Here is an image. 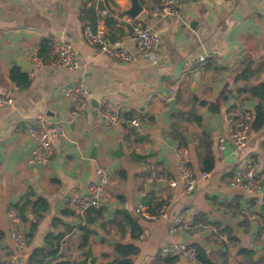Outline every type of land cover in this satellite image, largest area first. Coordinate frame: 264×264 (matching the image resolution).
I'll return each instance as SVG.
<instances>
[{
	"label": "crops",
	"instance_id": "obj_1",
	"mask_svg": "<svg viewBox=\"0 0 264 264\" xmlns=\"http://www.w3.org/2000/svg\"><path fill=\"white\" fill-rule=\"evenodd\" d=\"M139 1L143 10L135 19L159 39L156 62L138 53L129 39L131 18L122 13L129 0H0V95L13 99L12 106L0 108V264L13 251L8 211L25 198L43 199L47 209L40 218L28 209L26 222L20 221L27 242L18 253L19 264H31L33 252L44 247L48 234L67 236L70 258L78 263L84 260L79 244L86 237L87 260L94 259L93 264H110L116 243L138 249L132 264H165L169 256L163 250L176 243L200 246L211 264H264V208L230 185L236 168L249 165L256 174L264 173V123L259 129L252 126L258 99L251 91L264 84V4L190 0L177 16L153 19L146 11L158 0ZM104 8L108 14L102 13ZM84 26L102 29L107 40L120 42L133 54V61L125 64L94 55L83 39ZM42 39L71 44L81 66L51 67L52 44L41 51L42 64L34 66L30 54L38 55ZM211 50L220 53L217 63L181 73L189 58ZM24 60L31 72L16 63ZM13 67L27 75V86L9 78ZM78 82L92 98L75 116L74 98L64 96L61 88ZM102 96L121 104L124 115L137 118L139 127L109 125L100 119L92 102ZM231 98L252 115L247 145L237 151L226 139L218 153V138L227 136ZM262 107L264 111V101ZM189 111L200 116L198 124L186 119ZM37 115L49 124L60 123L65 134L54 142L53 156L43 166L28 163L33 142L23 126L26 117ZM175 123L181 126L182 140L170 133ZM203 142L209 176L199 180L194 191L184 194L179 186L146 184L151 163L165 176H176L180 146L188 149L191 165L200 174L205 167ZM97 165L105 166L110 175L108 199L81 215L68 200L87 194ZM158 204L167 205L166 218L153 221L135 213L138 205L154 213ZM244 211L249 217L241 222ZM177 215L189 222V228L171 237L168 222ZM128 216L137 222V238L131 237ZM176 258L175 264H199Z\"/></svg>",
	"mask_w": 264,
	"mask_h": 264
},
{
	"label": "built area",
	"instance_id": "obj_2",
	"mask_svg": "<svg viewBox=\"0 0 264 264\" xmlns=\"http://www.w3.org/2000/svg\"><path fill=\"white\" fill-rule=\"evenodd\" d=\"M188 1L190 0H158L151 9L146 11V14L153 19L175 17L178 15L180 7ZM261 2L264 4V0H261ZM102 13L108 14L109 10L104 8ZM128 23L130 25L129 39L136 51L156 62L155 56L159 49V39L156 33L152 29L143 26L136 19L128 20ZM82 34L84 41L92 48L94 55H102L109 60L125 64L133 61V54L120 42L107 40L102 29L93 31L89 26H84ZM52 46L55 58L50 64L51 67L75 70L81 66L71 44L54 41ZM219 56L220 53L217 50L203 51L189 58L182 66L181 73L193 72L207 63H217ZM30 60L34 66L42 64V60L36 52L30 54ZM61 92L66 97L74 98L72 114L75 116L81 110L82 105L92 98L91 92L82 82L63 86ZM230 101L231 104L226 119L227 136L226 138H218L216 145L218 153H222L224 150L226 139L232 148L237 151L243 150L247 145L252 115L239 100L231 98ZM12 105L13 99L10 96L0 95V108ZM95 113L109 125H121L125 128L139 127L137 118L125 116L121 104L109 101L104 96L96 100ZM23 126L33 142L28 163L43 166L53 156L54 142L65 137L63 128L60 123H47L42 115L26 117L23 120ZM176 153V176H165L156 163H151L149 173L145 178L147 185L167 186L169 188L179 186L184 194H189L196 189L199 180L208 178V172L197 174L194 171L187 148L180 146L176 149ZM95 174L96 179L89 184L86 195L72 196L68 200L69 205L81 215L89 209L102 207L108 199L110 175L107 168L103 165H97ZM263 183L264 173L256 174L254 169L248 165L243 168H236L230 185L232 188L240 189L250 202L258 207L264 204ZM135 213L145 219L155 221L167 217V205L161 204L156 207L154 213H148L143 205H138ZM8 217L13 251L6 256L4 264H19L18 253L25 248L27 237L21 232L20 219L15 209L11 208L8 211ZM247 217H249V213L242 212L241 222ZM188 228L189 222L183 219L182 216L177 215L169 219L167 232L169 236L176 237L182 230ZM217 236L224 242H228L225 234L218 233ZM162 253L169 257H186L191 261L195 260L194 247L186 244L176 243L170 249H164ZM56 258L57 260L70 258L67 236L60 240Z\"/></svg>",
	"mask_w": 264,
	"mask_h": 264
},
{
	"label": "trees",
	"instance_id": "obj_3",
	"mask_svg": "<svg viewBox=\"0 0 264 264\" xmlns=\"http://www.w3.org/2000/svg\"><path fill=\"white\" fill-rule=\"evenodd\" d=\"M106 1V0H105ZM52 42L48 39H42L39 44V51L38 56L40 58L41 51L43 49L51 48ZM247 68L244 72H246ZM9 78L22 85L27 86L28 85V77L26 74H23L19 71L17 67H13L9 71ZM252 94L257 97L258 103L255 107V114H254V120H253V128L259 129L263 123H264V111L262 107V103L264 101V84H259L251 89ZM200 105H203V102H198ZM182 117V115H179V118ZM188 121H192L194 123L200 122V116H197L194 111H189L188 116L186 118ZM181 126L178 123H175L172 125L170 129V133L173 135V138L176 140H182V133H181ZM203 146L205 149V167H203L202 172H207L208 169H210V164H208V158H207V142H203ZM161 204H158L156 207H159ZM14 209L16 210V213L20 219L21 222H26V212L28 209L32 211V213L36 216V218H40L42 216V213H44L47 209V203L43 199H36L35 201H30L25 198L23 202L17 203L14 206ZM101 213V210H95V214L99 215ZM129 217V216H128ZM127 218V217H126ZM127 222L129 224V227L131 228V237L137 238L138 234H134V229H139L136 225V220L129 217L127 218ZM36 225L33 224L31 226V230L34 229ZM63 234H48L45 237V244L42 249L35 250L31 256V264H72L71 261L72 258L68 259H62L57 260L56 254L59 249V242L62 239ZM195 249V262L199 264H211L209 258L207 257V254L205 253V250L201 248L200 246L193 245ZM79 248L83 251L84 260L80 261L79 264H93L94 259L87 260L90 255L87 251V239L86 237L81 239V242L79 244ZM241 252L245 254H250L251 252L249 250H240ZM138 252V249L131 244H122V243H116L113 246V254L114 258L110 262V264H132L131 257L136 255ZM47 259V262H44V260ZM54 261V262H53ZM177 261L176 257H169L164 258L163 262L165 264H175Z\"/></svg>",
	"mask_w": 264,
	"mask_h": 264
},
{
	"label": "water",
	"instance_id": "obj_4",
	"mask_svg": "<svg viewBox=\"0 0 264 264\" xmlns=\"http://www.w3.org/2000/svg\"><path fill=\"white\" fill-rule=\"evenodd\" d=\"M129 8L125 9L122 11L123 15L131 18V19H135L136 17H138L139 14H141L143 7L141 5V2L139 0H129ZM16 63L21 66L25 72H31L32 69L29 68V63L27 61L24 60V62H20V61H16ZM92 106L95 107L96 106V100H94V102H92ZM169 104H173V101L171 100L169 102ZM121 147V146H120ZM121 150V149H119ZM118 150V152H119ZM262 208H264V204L261 206ZM72 264H79L75 259H73L71 261Z\"/></svg>",
	"mask_w": 264,
	"mask_h": 264
}]
</instances>
